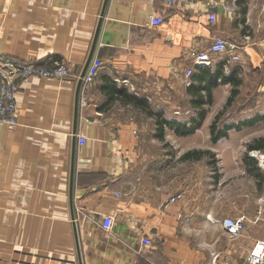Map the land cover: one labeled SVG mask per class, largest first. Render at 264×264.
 I'll list each match as a JSON object with an SVG mask.
<instances>
[{"label": "crops", "instance_id": "1", "mask_svg": "<svg viewBox=\"0 0 264 264\" xmlns=\"http://www.w3.org/2000/svg\"><path fill=\"white\" fill-rule=\"evenodd\" d=\"M231 1L109 0L97 77L81 89L73 220L75 92L104 0H0V55L64 61L71 70L65 79H23L16 122L0 124V264H80L75 224L83 264H243L264 241V171L247 159L264 152L250 149L264 138V0H240L234 13L224 6ZM150 15L165 22L152 27ZM215 38L244 45L243 63L225 70L220 55L210 67L195 66V54ZM233 77L242 82L226 107ZM236 103L233 115L221 116L232 128L213 141L211 123ZM158 115L169 123L163 129ZM200 151L210 155L185 157ZM239 216L245 229L231 237L223 221ZM146 237L152 245H143Z\"/></svg>", "mask_w": 264, "mask_h": 264}, {"label": "built area", "instance_id": "2", "mask_svg": "<svg viewBox=\"0 0 264 264\" xmlns=\"http://www.w3.org/2000/svg\"><path fill=\"white\" fill-rule=\"evenodd\" d=\"M195 0H162L167 7L184 6L193 3ZM240 0H232L225 4V9L234 13L237 9ZM215 3L210 4L211 9H215ZM209 20L214 23L216 15L210 13ZM165 22L163 15H150L149 25L152 27H159ZM249 37H246L248 39ZM244 45H236L229 43L226 39L215 38L212 43L202 52H198L194 56V64L197 67H210L215 63L217 56H222L221 61L224 63L223 68L229 69L231 64H241L242 56L239 52L243 51ZM238 51V52H237ZM90 65L86 75L83 78V84H91L97 77V69ZM194 71L192 68L187 69L185 78L186 83L190 85ZM71 75V70L64 61H51L50 66L38 63L36 61L21 62L13 60L9 57L0 55V124H12L16 122V95L19 90V84L23 79L29 77L65 79ZM84 100V99H83ZM78 142L80 145L85 144L86 139L79 135ZM260 169L264 171V153L260 150H253L249 152ZM175 197L172 201H175ZM113 219L106 216L102 221V227L106 232L112 229ZM223 226L231 237H238L245 229L244 217L227 218L223 221ZM154 240L146 237L142 240L143 245L150 246ZM243 264H264V241H259L254 248L248 253Z\"/></svg>", "mask_w": 264, "mask_h": 264}, {"label": "trees", "instance_id": "3", "mask_svg": "<svg viewBox=\"0 0 264 264\" xmlns=\"http://www.w3.org/2000/svg\"><path fill=\"white\" fill-rule=\"evenodd\" d=\"M199 68H205V67H199ZM204 73H206V71H204ZM193 76H194V73H193L192 77ZM200 78L202 79V77H198V79H200ZM230 82L233 85V89L231 90V95H230V97L227 100L226 107L230 106L234 102L236 96L239 94L238 87H239V85L241 84L242 81L239 78H237V77H233V78H231ZM192 90H193L194 96L196 97V99L194 100L195 104L199 105V106H202V104H204V101L201 99V97L199 95V88L195 87ZM114 91L118 95H121L125 102L138 103L139 99H137L135 96H133L131 94H128V93L124 92L123 90H121L119 88H115ZM141 106L144 107V103L143 102H141ZM205 111L206 110L202 111L201 117L204 116ZM221 116H222V112L219 113L216 116V118L213 120V122L211 123V125L209 127L210 128L211 137H212L213 141H217L218 139L224 137L227 134V131L230 128H232V126L230 124H227V123H225V124L223 123V125L220 126V122L222 120ZM167 123H168L167 120H165L164 118H161L159 115L157 116V124H158L159 127H161L163 129L164 125L167 124ZM159 136H161V135H159ZM262 145H264V138H260V139L256 140L254 142V144L250 146V149L256 148V147H259V146H262ZM197 155H199V156L210 155V152H208V151H206V152H201V151L200 152H189V153H187L185 155V157L190 159V158H193V157L196 158ZM250 158L254 159L251 156L247 157V159H250Z\"/></svg>", "mask_w": 264, "mask_h": 264}, {"label": "water", "instance_id": "4", "mask_svg": "<svg viewBox=\"0 0 264 264\" xmlns=\"http://www.w3.org/2000/svg\"><path fill=\"white\" fill-rule=\"evenodd\" d=\"M109 0H104L101 15L99 19V23L97 26V30L92 42L91 50L88 55V58L86 60V63L84 65V68L78 78L77 81V87L75 92V105H74V127H73V150H72V160H71V173H70V187H69V201H70V207H71V213H72V219L75 220V209H74V178H75V156H76V143H77V129H78V120H79V110L81 106V89L83 86V78L86 75L90 65L94 61L95 57V51L97 49L98 40L102 28L103 18L106 12V8L108 5ZM74 233H75V240L77 245V251H78V257H79V263L83 264L82 262V254H81V245L79 240V233L76 227V224L74 225Z\"/></svg>", "mask_w": 264, "mask_h": 264}, {"label": "rangeland", "instance_id": "5", "mask_svg": "<svg viewBox=\"0 0 264 264\" xmlns=\"http://www.w3.org/2000/svg\"><path fill=\"white\" fill-rule=\"evenodd\" d=\"M243 92H244V91H243ZM241 95H242V94H241ZM243 95H246V94L243 93ZM244 98H245V97L240 96V97L237 99V102L240 101V100H243ZM186 107L188 108L189 106L186 105ZM184 108H185V107H184ZM237 108H238V104L236 103L234 107H231L230 109H224V110L222 111V113H223L224 116H226L227 113L233 115L232 111H235ZM224 116L222 117V120H221V122H220V126L223 125V123H224V124H225V123H227V124L229 123V121H226V119H225ZM226 117H227V116H226ZM263 153H264V152H263ZM239 217H244V216H239Z\"/></svg>", "mask_w": 264, "mask_h": 264}]
</instances>
